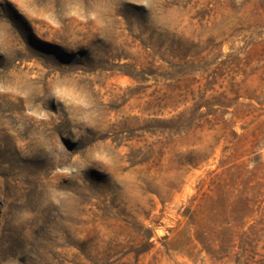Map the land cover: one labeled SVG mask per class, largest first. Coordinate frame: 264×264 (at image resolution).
<instances>
[{
    "label": "rangeland",
    "instance_id": "374dc122",
    "mask_svg": "<svg viewBox=\"0 0 264 264\" xmlns=\"http://www.w3.org/2000/svg\"><path fill=\"white\" fill-rule=\"evenodd\" d=\"M0 264H264V0H0Z\"/></svg>",
    "mask_w": 264,
    "mask_h": 264
},
{
    "label": "trees",
    "instance_id": "16d2710c",
    "mask_svg": "<svg viewBox=\"0 0 264 264\" xmlns=\"http://www.w3.org/2000/svg\"><path fill=\"white\" fill-rule=\"evenodd\" d=\"M180 118H181V117H180V116H178V118H177V119L179 120Z\"/></svg>",
    "mask_w": 264,
    "mask_h": 264
}]
</instances>
